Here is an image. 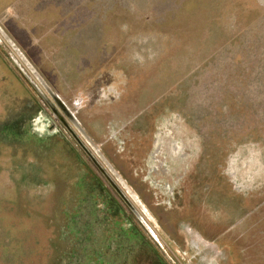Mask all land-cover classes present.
<instances>
[{"label":"rangeland","instance_id":"374dc122","mask_svg":"<svg viewBox=\"0 0 264 264\" xmlns=\"http://www.w3.org/2000/svg\"><path fill=\"white\" fill-rule=\"evenodd\" d=\"M0 264H264V0H0Z\"/></svg>","mask_w":264,"mask_h":264},{"label":"flooded vegetation","instance_id":"af4514ba","mask_svg":"<svg viewBox=\"0 0 264 264\" xmlns=\"http://www.w3.org/2000/svg\"><path fill=\"white\" fill-rule=\"evenodd\" d=\"M57 126V125H56ZM98 166V165H97ZM118 192V191H117ZM118 194H119V192H118ZM119 205V204H118ZM120 206V205H119Z\"/></svg>","mask_w":264,"mask_h":264},{"label":"water","instance_id":"95a60500","mask_svg":"<svg viewBox=\"0 0 264 264\" xmlns=\"http://www.w3.org/2000/svg\"><path fill=\"white\" fill-rule=\"evenodd\" d=\"M91 158V157H90ZM94 164L97 166V164L94 162Z\"/></svg>","mask_w":264,"mask_h":264}]
</instances>
